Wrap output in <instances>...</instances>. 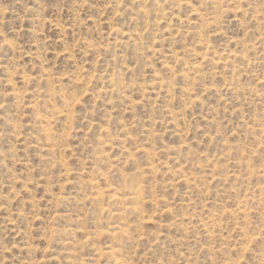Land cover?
Segmentation results:
<instances>
[{
	"label": "rangeland",
	"instance_id": "rangeland-1",
	"mask_svg": "<svg viewBox=\"0 0 264 264\" xmlns=\"http://www.w3.org/2000/svg\"><path fill=\"white\" fill-rule=\"evenodd\" d=\"M0 264H264V0H0Z\"/></svg>",
	"mask_w": 264,
	"mask_h": 264
}]
</instances>
